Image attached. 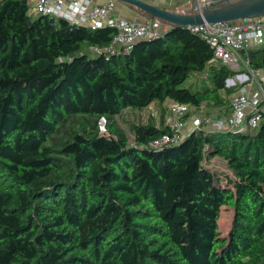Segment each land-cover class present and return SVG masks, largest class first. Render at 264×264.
Segmentation results:
<instances>
[{
	"label": "trees",
	"instance_id": "16d2710c",
	"mask_svg": "<svg viewBox=\"0 0 264 264\" xmlns=\"http://www.w3.org/2000/svg\"><path fill=\"white\" fill-rule=\"evenodd\" d=\"M71 25L0 0V264H264V121L151 146L175 132L168 102L191 106L185 122L205 103L228 116L237 71L186 27L110 55L94 49L115 28ZM242 54L264 70V45ZM155 104L160 119L128 116ZM216 158L227 183L206 165Z\"/></svg>",
	"mask_w": 264,
	"mask_h": 264
},
{
	"label": "built area",
	"instance_id": "2783aa9c",
	"mask_svg": "<svg viewBox=\"0 0 264 264\" xmlns=\"http://www.w3.org/2000/svg\"><path fill=\"white\" fill-rule=\"evenodd\" d=\"M33 4V13L67 19L72 25H84L91 29L112 27L117 30L113 43L106 49L95 48V52L103 51L110 55L129 54L135 45L142 40H154L165 35L167 29L162 26L161 20L150 19L144 22L131 21L114 15L116 3L110 0L106 4L89 9L88 5L77 0H30ZM214 0H195V12H200L206 5ZM194 33H198L208 41L215 50V61L221 62L235 69L245 67L254 71L243 58V51L252 45L264 43V16L245 18L236 22L205 23L200 26L187 27ZM258 73V72H257ZM246 78H250L246 75ZM230 78L228 86L241 85L240 90L231 98V113L222 118H214L207 115L204 104L192 122V129L188 135L201 129L224 132H240L258 129L264 121V84L258 81L243 78ZM257 85L255 90L248 87ZM170 114L168 124L175 131L172 135H165L154 141L153 149L162 150L172 144L182 141L186 136L182 131L187 122L183 119L191 111L187 104L170 102ZM102 133H106V120L100 123Z\"/></svg>",
	"mask_w": 264,
	"mask_h": 264
},
{
	"label": "water",
	"instance_id": "95a60500",
	"mask_svg": "<svg viewBox=\"0 0 264 264\" xmlns=\"http://www.w3.org/2000/svg\"><path fill=\"white\" fill-rule=\"evenodd\" d=\"M136 7L147 17L158 19L172 27L200 26L205 23L236 22L245 18L264 16V0H214L202 11L182 14L155 6L144 0H114ZM54 22V18L51 20ZM73 28L74 25H71Z\"/></svg>",
	"mask_w": 264,
	"mask_h": 264
},
{
	"label": "rangeland",
	"instance_id": "374dc122",
	"mask_svg": "<svg viewBox=\"0 0 264 264\" xmlns=\"http://www.w3.org/2000/svg\"><path fill=\"white\" fill-rule=\"evenodd\" d=\"M195 12V11H194ZM261 45H264L261 44ZM235 71H237V74L235 75V82L232 83L231 85H235L239 82H236V79L238 78H243L246 81V83L250 82V80H254V81H258V73L257 72H252L247 70L245 67H243L241 65V67H236L234 69ZM246 75H248L250 78H246ZM250 79V80H248ZM211 81L208 78V72L203 73L202 75H193L191 76L188 81L183 85V87H188V88H192V89H197L200 86L206 85L205 83L209 84ZM240 83H239V85ZM167 106V110L168 111V116L170 114V108H171V104L170 102H168L166 104ZM160 107L158 106V104H155L143 111L140 112H136L134 115L133 114H129L128 116L133 119L135 116V121H140V122H146L150 117H155L156 119H160ZM211 109V108H209ZM207 109V110H209ZM192 114L191 117L188 119L182 134L183 135H188L191 131V127L189 125L192 124V122L194 121V119L199 116L200 112H196L194 110H192ZM125 127L127 128V125L124 124ZM189 126V127H188ZM207 166H209L213 171H215L219 176H221V178H223L224 183H227V181H229L228 179L234 178V174L233 172L228 168L227 164L225 161H223L222 159H214L212 161H210L209 163H206ZM233 217H234V211L232 209H227V208H223L222 209V213H221V219H220V229L222 232L223 237H227L229 235V232L231 230L232 227V222H233Z\"/></svg>",
	"mask_w": 264,
	"mask_h": 264
},
{
	"label": "crops",
	"instance_id": "0c3cea01",
	"mask_svg": "<svg viewBox=\"0 0 264 264\" xmlns=\"http://www.w3.org/2000/svg\"><path fill=\"white\" fill-rule=\"evenodd\" d=\"M77 1L84 3L86 5L89 4L88 5L89 9H92L95 6L106 4L110 0H77ZM144 1L151 3L155 6L164 8L166 10L177 12V13H182V14L194 13L195 11V0H144ZM115 3H116V8H115L114 15L119 18H125L131 21H136V22H144L146 20L151 19L147 17V15H145L143 11H141L140 9L136 7H133V6H130L124 3H119L117 1H115ZM161 22H162L163 28L167 29L169 24L163 21ZM257 72H258V80H259L258 82L264 84V70H259ZM248 88L250 90H255L257 88V85L253 84V86L251 85ZM204 105L208 107L206 103ZM210 116L214 118H218L220 115H218V113H213V115H210ZM189 126L192 129V124Z\"/></svg>",
	"mask_w": 264,
	"mask_h": 264
}]
</instances>
